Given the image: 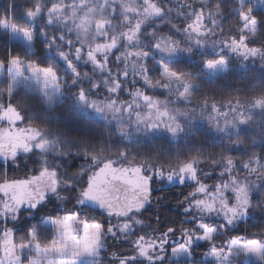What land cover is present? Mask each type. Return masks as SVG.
<instances>
[{"label":"trees","instance_id":"trees-1","mask_svg":"<svg viewBox=\"0 0 264 264\" xmlns=\"http://www.w3.org/2000/svg\"><path fill=\"white\" fill-rule=\"evenodd\" d=\"M21 1H29L30 5L18 13L16 0H0L4 10L0 14V60L7 62L11 56H19L26 65L29 61L51 64L64 84L58 96H48L33 87L14 89L0 80V111L11 104L25 120L36 123L53 145L47 153L21 154L15 162L18 166L6 164L0 170L1 180L32 178L45 162L50 168L59 169L62 181L65 175L76 180L87 171L89 178L102 173V179L122 183L125 178L118 172L131 167L140 168V175L146 172L150 176L155 172L159 176L160 170L164 177L173 173L177 178L171 182L166 178L155 181L150 203L139 216L142 226H135L134 230L120 231L122 222L118 217H106L94 206L88 205L89 212L82 211V216H87L90 222L107 219L117 229L115 234L103 232V249L93 264H119L117 257L132 255L137 257L135 264H207L204 257L213 247L225 250L233 238L246 241L264 233L261 202L264 181L252 172L240 170L246 160L264 164V0ZM153 6L161 12L153 11ZM249 8L252 11L248 21L242 20L241 12ZM195 17L202 18L207 34L198 35L187 28ZM253 17L257 21L255 25L250 23ZM21 21L33 33L30 46L14 39L10 32L6 34L1 25L5 23L11 28ZM241 36L247 38L250 48L258 49L255 56L242 55L239 49L231 50L233 38L238 40ZM197 40L203 44H197ZM161 41L178 45L181 51L167 55L155 48ZM113 42L114 48L96 51L98 45ZM77 48L81 49L79 55ZM186 48L192 52L182 51ZM58 50L65 52L79 76L58 56ZM226 50L231 51L226 57V70L210 76L205 60L214 58L217 51L223 54ZM89 52H94L99 66L88 57ZM161 62L186 74L191 86L184 96L181 93L185 86L180 82L163 90L169 82L161 76ZM3 70L8 73L7 63ZM80 88L85 89L89 103L95 101L103 108L112 102L113 110L97 112L81 104ZM144 94L150 97L149 102L143 100ZM148 103H155L156 107L149 108ZM117 108L119 112L115 111ZM158 111H167L169 116L156 120ZM152 123L158 126L149 130ZM176 124L182 130L173 135L168 129ZM145 146L149 148L146 156L142 150ZM131 147L137 155L130 152ZM191 149L195 153L192 159ZM181 157H187L182 163L194 164L201 183L212 187L219 180L225 184L235 180L248 187L253 200L246 220L240 219L231 228L219 231L210 242L190 246L188 259L174 258L172 248L185 244L188 236L199 234L196 225L201 220L215 225L222 217L185 210L191 206L192 197L188 193L192 182L180 184L177 163H181ZM76 162L79 167L70 170L69 166ZM109 168L115 171L109 174ZM220 172H226L222 179ZM130 178L129 175L127 179ZM68 195L71 197L72 193ZM72 210L71 202L64 204L49 195V201L36 213L26 209L15 221L17 241L25 242L26 226L38 227L45 217H60ZM8 219L10 215L0 217V230L6 224L12 227ZM169 228L175 231L168 233ZM138 234L155 242L148 253L151 260L139 256ZM234 264H264V261L242 255Z\"/></svg>","mask_w":264,"mask_h":264},{"label":"snow or ice","instance_id":"snow-or-ice-1","mask_svg":"<svg viewBox=\"0 0 264 264\" xmlns=\"http://www.w3.org/2000/svg\"><path fill=\"white\" fill-rule=\"evenodd\" d=\"M55 5L53 9H55ZM39 11V9H37ZM153 11L159 13L161 9L153 6ZM252 9L249 8L247 12H241V19L248 21V14ZM32 13H30L31 15ZM256 18L253 17L250 21L251 24H256ZM202 18L200 22L190 23L187 28L192 33L202 34L201 31ZM248 25L245 24L244 28L247 29ZM139 28V25H137ZM15 30V28H13ZM24 37L29 41H34V36L28 29H23ZM132 39V37H129ZM247 38L241 36L238 40L233 38L232 51H241V54L256 55L258 49L250 48L246 42ZM197 44H203V41L197 40ZM46 47H51L47 45ZM114 48L115 42L111 45H98L96 51L103 52L105 48ZM155 48L167 55H175L179 49L178 45L170 42L165 43L161 41L155 44ZM185 53H191V48L182 49ZM77 54L81 52L80 48L76 50ZM58 56L64 59L67 66L73 71L74 75L79 76V72L73 66L71 60L67 59L65 52H57ZM147 56V53L144 54ZM88 57L97 65H100V61L97 59L94 52H89ZM7 63V70L9 74L15 76H23L25 65L22 63L19 56H11L7 62L0 60V69L5 68ZM227 61L223 56H218L216 59H206L205 67L210 71L220 66L226 70ZM161 76L167 81H177L184 84V92L181 96L190 88V82L185 79L186 74L180 73L169 69L168 66L161 62ZM27 71L31 74L37 82L41 83L44 88L54 87L57 91L62 89L60 78L57 69L51 64H39L35 61H29L27 64ZM125 75H127L125 73ZM157 83H160L158 81ZM96 87H99L97 85ZM120 87L117 82V89ZM117 89H112L116 92ZM78 100L81 104H87L88 107L94 108L97 112H103L105 109L113 110V103H107L103 108L98 106L95 101L89 103L86 91L84 88H80L78 93ZM145 102L150 101V97L147 94L143 95ZM259 102V101H258ZM149 108L156 107L155 103H148ZM119 112L120 109H115ZM167 111H158L156 120H160L162 117H168ZM175 119V117H171ZM0 120L4 121L9 127L6 132L9 134H15L20 137L19 141L15 144H9L7 151L0 153V170L5 168L7 164L9 167L18 166L17 162L20 159V150L26 155L33 154L37 151H47L50 145V141L44 138L41 129L29 125L25 128H19L20 123L25 122V117L9 104L3 111H0ZM244 121L242 120L241 123ZM156 123L150 124L149 130L157 127ZM181 129L179 124L175 127L169 126V131L175 135L177 130ZM90 159V158H89ZM79 167L78 162L70 165V170L75 171ZM140 169H137V174H134L130 179H124L122 183H113L106 181L98 176L89 178L87 171L81 173L76 180H69L67 175L64 176L63 181L60 178L58 168H50L47 163H43L40 170L34 175L32 181H4L0 182V197L4 198L2 211H0V217L7 218L10 215V219L7 223L12 224V227H5L0 230V264H25V257L23 256V249L33 245L37 251V254L43 252L47 257L52 252L59 255L68 254V260L52 261L47 258V264H78V259L82 256H92L97 254L100 246V240L103 232L106 230L111 234H115L117 229L113 227L107 219L102 221L90 222L86 216H82L83 212H89V202L96 205V208L103 211L106 217H118L122 226L120 231L134 230L135 226H142V221L139 216L144 212L147 204L150 203V199L153 195V184L158 178H166L168 182H171L174 178L173 173H169L166 177L163 176V170H160V175L153 173L148 175L146 172L143 175H139ZM178 179L181 185H184L186 181H191L190 192L191 206L185 210L192 212L193 209L198 211L202 216L211 215L213 213L222 217L219 224L213 225L206 220H201L197 223L196 227L201 232L199 239L202 241H212L215 235L221 230H227L234 224H237L240 219H247L250 215V209L253 207L252 194L246 185L237 184L235 180L232 184H217L209 187L206 183H201L198 179L196 169L193 164H186L179 169ZM20 185L17 189L16 186ZM71 192L72 196L69 197L68 193ZM49 193L54 195L61 203L67 204L71 202L72 211L60 217H45L40 224L51 223L55 230L56 239L51 240L47 245H42L39 240V228L36 224L26 226L24 228L25 242H16L15 221L25 213V206L31 210V213H36L40 206L49 201ZM261 202L264 203V193H261ZM99 214V211L98 213ZM133 221L135 222L133 224ZM77 226L83 228L82 238H78L74 235ZM174 228H169L168 233L174 232ZM188 243L191 244L192 237L188 236ZM233 248L239 250L237 254L242 252L245 256L253 254L257 258L264 261V233H261L253 238H249L246 241L242 239L233 238L230 241ZM136 247L138 254L141 257L151 260L148 255L149 251L155 247V242L149 241L143 235L137 236ZM188 251L186 245H179L172 248L174 255H180ZM223 249H217L215 247L211 250V255L220 260ZM232 253L229 250L228 254L223 257L226 262L228 256ZM136 256L132 255L126 258H118L119 264H135ZM160 259H163L160 257ZM28 264H39L38 261H29Z\"/></svg>","mask_w":264,"mask_h":264},{"label":"rangeland","instance_id":"rangeland-1","mask_svg":"<svg viewBox=\"0 0 264 264\" xmlns=\"http://www.w3.org/2000/svg\"><path fill=\"white\" fill-rule=\"evenodd\" d=\"M31 3V2H30ZM29 1L26 2H22L21 0H16V3H15V6H18L16 7V12L18 13H21V9L22 7L24 6H29ZM3 9L2 7H0V14L3 13ZM197 16H199V13H197ZM198 17H195L192 21V23H195V22H200L201 18H198ZM31 20H32V17H31ZM17 25L15 24V27H11V28H8L6 26L5 23L1 24L2 25V28L3 30L7 33H11L13 38L14 39H17L21 42H23L24 44H26L27 46H30L31 42H29L23 35V29H28L27 25L24 24L23 21L21 22H16ZM13 28H15V30H13ZM29 30V29H28ZM30 31V30H29ZM201 31H202V34H199V35H205L207 34V30L205 29V24L203 23L202 21V24H201ZM229 48V46H228ZM241 53V51H240ZM222 52L220 51H217L214 55V58H211V59H216L218 56H221ZM231 54V51L229 52L228 50H226L225 52L223 51V54L224 57H229ZM226 61H227V58H226ZM25 65V68H24V75L23 76H15V79H13V75L12 74H9L4 72L3 69H0V80H5V82L9 85H12V87H14V89H17L18 87L20 86H24V87H33V89H35L36 91L38 92H41L42 94H47L48 96H58L60 91H57L54 87H48V88H44L42 86L41 83L37 82L34 78L31 77V74L28 73L27 71V65ZM162 70V69H161ZM223 70H225L223 67H220L218 66L215 71H210L209 69H207L208 71V74L212 77H215L217 75H219ZM169 84L166 85L165 88H163V90H167V88H170L171 85H173L174 83H178L177 81L173 80V81H168ZM61 85L62 83L64 84V82L60 81ZM112 103V102H111ZM65 108H67V106L65 105ZM34 122H30L29 119L28 120H25V122L23 123H20L18 125L19 128H25L29 125H33L35 127H37V124L34 123ZM9 127V125H7L4 121L0 120V153L2 152H5L7 151V146L9 144H13L15 142H18L20 137L16 136L15 134H9L6 132V129ZM97 128H100V126H95ZM38 128V127H37ZM146 147L148 146H145V149H142L144 153V155L146 156V151H149V148L147 149ZM53 148V145H49V148L47 151H44L45 153H47L49 150H52ZM131 153L134 155H137L136 152L134 151V149L131 147ZM140 150V149H139ZM192 151V149L190 150ZM24 153V152H23ZM23 153H20V154H23ZM182 153V152H181ZM195 156V153L194 151H192L190 154H189V158H194ZM183 158L181 160V163H177V164H180V167L186 165V164H189V163H182V161L187 158V157H181ZM188 158V159H189ZM187 159V160H188ZM195 160H196V157H195ZM169 162V161H168ZM193 162V161H192ZM171 163V162H169ZM192 164V163H191ZM194 165V164H193ZM242 166V169L240 167V170L242 171H246V172H252V174L256 175L258 178H262V180L264 181V164L261 163V162H250L249 160H246V161H243V164L241 165ZM180 167L178 168V173H179V169ZM137 169H140V168H137V167H131L129 168L128 170H125L124 172H118L119 175L123 176L125 179H127V177L130 175V176H133L134 174H137L136 170ZM115 171V169H107V172L110 174L112 171ZM141 170V169H140ZM240 170H238L237 174H240ZM101 171V170H100ZM228 172H230V170H226ZM102 172V171H101ZM141 172V171H140ZM104 174H100L99 177L102 178ZM140 175V173H139ZM220 177L219 179H222V177L224 175H226V172H220L218 174ZM33 180V177L32 178H29L27 179V181H32ZM6 180H1L0 179V182H4ZM23 181H26V180H22V181H19V182H23ZM218 184H225V181L221 182V180L218 181ZM20 187V185H17L16 188L18 189ZM49 195H51V193H49ZM0 211H2V206H3V203H4V198L3 197H0ZM89 206H94L96 208V205L89 202L88 204ZM25 209H28L27 206H25ZM85 216V215H83ZM87 217V216H86ZM38 228H39V240H40V243L42 245H47L51 240L53 239H56L57 236H56V233H55V230L53 228V225L51 223H48V224H40L38 225ZM200 231V230H199ZM75 236H77L78 238H82L83 236V228L81 226H77V229H76V232L74 233ZM199 235H201V232H199V234H195L192 237V242L191 244L188 243V239H186V242L185 244L183 245H186L187 248H188V251L180 254V255H174L173 254V257L176 258V259H188L190 258V253H189V247L192 246V245H197V244H200V243H203V242H210V241H202L201 239H199ZM0 238H2V236H0ZM20 240V239H18ZM16 242L19 244V242L17 241L16 239ZM22 243V242H21ZM103 249V246H102V242L100 240V246L98 248V251H97V254L95 255H92V256H82L78 259V264H93L94 260L96 258H98L100 256V252L101 250ZM231 251V255L228 256V259L227 261L225 262L223 260V257L225 255L228 254V251ZM239 252L238 249L236 248H233L231 246V244L227 247V249H225L223 252H222V255H221V258L220 260H218L216 257L212 256L211 253H209L207 256L204 257V260L207 261V264H234L236 258H239L240 256L244 255L242 252H240L239 254H237ZM23 256L25 257V264H28L29 261H38L39 264H47V258H50L52 261H57V260H68L69 259V255L68 254H64V255H59L55 252H52L49 254V257L46 258L45 254L43 252H40L39 254H37V251L34 247V242H33V245L28 247V248H25L23 249ZM245 256V255H244ZM246 257L248 258H252V259H259L257 258L255 255L253 254H248Z\"/></svg>","mask_w":264,"mask_h":264},{"label":"water","instance_id":"water-1","mask_svg":"<svg viewBox=\"0 0 264 264\" xmlns=\"http://www.w3.org/2000/svg\"><path fill=\"white\" fill-rule=\"evenodd\" d=\"M15 143H17V142H15ZM15 143H13V144H15ZM20 153H23V151H22V150H20Z\"/></svg>","mask_w":264,"mask_h":264},{"label":"flooded vegetation","instance_id":"flooded-vegetation-1","mask_svg":"<svg viewBox=\"0 0 264 264\" xmlns=\"http://www.w3.org/2000/svg\"><path fill=\"white\" fill-rule=\"evenodd\" d=\"M21 155V154H20Z\"/></svg>","mask_w":264,"mask_h":264}]
</instances>
